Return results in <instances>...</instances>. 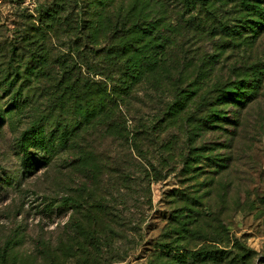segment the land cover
I'll list each match as a JSON object with an SVG mask.
<instances>
[{"label": "rangeland", "instance_id": "1", "mask_svg": "<svg viewBox=\"0 0 264 264\" xmlns=\"http://www.w3.org/2000/svg\"><path fill=\"white\" fill-rule=\"evenodd\" d=\"M48 7L60 13L63 25L57 30L42 26ZM67 7L53 0H0V68L10 65L12 73L23 74L37 53L46 56L52 81H58L62 60L78 59L75 37L64 25L65 17L76 12ZM242 49L227 66L244 58ZM172 100L168 92L140 90L124 111L125 139H113L104 124L94 121L81 148L71 152L73 162L66 158L41 165L23 181L13 149L15 132L7 119L0 122V174L15 171V178H21L18 190L0 188L1 237L15 228L23 235L22 244L13 246L16 264H264V90L236 126H223L226 131L196 132L186 112L166 113ZM200 149L225 158V168L192 162ZM179 192L189 196V212ZM68 195L78 199L81 209L64 205L44 212L46 202ZM183 208L189 221L203 219L200 227H191L198 237L193 232L185 240V231L180 233L184 222L177 217L185 213ZM72 217L75 225H70Z\"/></svg>", "mask_w": 264, "mask_h": 264}, {"label": "trees", "instance_id": "2", "mask_svg": "<svg viewBox=\"0 0 264 264\" xmlns=\"http://www.w3.org/2000/svg\"><path fill=\"white\" fill-rule=\"evenodd\" d=\"M56 1L60 7L68 6L65 10L72 6L76 12L64 21L71 28L67 34L75 37L76 62L62 60L58 81H52L54 72L47 66L46 56L37 53L29 59L31 69L26 67L23 74L12 73L10 65L0 68V122L7 119L15 132L13 149L22 181L41 165L52 166L66 158L73 162L71 152L81 148L80 140L94 121L104 124L113 139H125L124 111L142 89L171 93L173 100L166 113L186 112V121L196 132L236 126L243 112L262 96L264 0H53L54 4ZM44 15L42 26L48 30H57L62 24L55 8L48 7ZM207 44L221 48L208 50ZM242 47L246 49L244 58L237 57L235 65L227 66V60L242 53ZM250 49L255 52L248 53ZM42 78L50 81H39ZM203 89L204 95L195 101ZM221 106L232 108L234 115L226 117L231 112ZM225 160L200 149L192 162L225 168ZM11 173L0 174V188L20 189L21 178H15V171ZM179 196L189 212V196L183 192ZM64 205L81 209L78 199L68 195L55 203L46 202L44 212ZM186 211L177 217L180 224L184 222L180 233L185 231V240L193 232L198 234L194 228L203 224V219L189 221ZM70 225H75L74 217ZM15 229L7 236L0 234V264L18 262L13 246L22 244L23 235Z\"/></svg>", "mask_w": 264, "mask_h": 264}]
</instances>
